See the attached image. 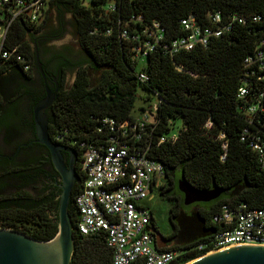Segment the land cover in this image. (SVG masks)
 <instances>
[{
	"label": "trees",
	"instance_id": "obj_1",
	"mask_svg": "<svg viewBox=\"0 0 264 264\" xmlns=\"http://www.w3.org/2000/svg\"><path fill=\"white\" fill-rule=\"evenodd\" d=\"M43 1L45 14L39 23L19 16L7 33L5 47H15L30 63L29 69L24 71L13 58L0 66V139L5 143L0 145V228L40 241L52 238L58 229L60 176L47 147L35 140L32 110L45 94L44 85H33L36 57L43 72L54 78L53 85L48 84L51 90L57 83L46 109L48 134L76 155L77 179L67 207L74 242L69 264H113L105 232L82 235L77 230L79 211L74 198L85 177L80 169V143L98 145L106 138L104 118L135 121L131 110L138 88L156 95V107H147L154 121L145 123L143 133L131 144L140 145L147 157L163 165L164 179L155 190L169 204L170 230L160 236L168 241L161 249L183 251L176 264L210 249L208 242L221 226L213 217L222 205L230 209L240 204L264 206V162L253 147L258 143L264 148V69L244 61L247 56L255 59L264 48V0ZM51 12L59 25L52 27V36L59 38L69 23L82 62H70L59 50L52 64L40 58L38 43L50 34ZM215 12L218 22L210 18ZM188 15L201 28L220 33L208 34L206 43H195L189 50L172 52L171 41L187 35L181 19ZM42 28L48 29L39 34ZM158 30L162 39L144 56L135 55L133 46L152 40L148 32ZM70 66L75 76L67 86L63 74ZM240 86L246 87L242 97ZM251 104L258 108L247 114ZM177 117L182 126L172 132ZM179 178L198 189L215 188L219 195L192 207L185 205L177 187ZM183 206L189 207L188 215ZM199 245L202 248L197 249Z\"/></svg>",
	"mask_w": 264,
	"mask_h": 264
},
{
	"label": "built area",
	"instance_id": "obj_2",
	"mask_svg": "<svg viewBox=\"0 0 264 264\" xmlns=\"http://www.w3.org/2000/svg\"><path fill=\"white\" fill-rule=\"evenodd\" d=\"M45 8L43 0H0V66L5 60L13 58L22 64L24 71L29 69L30 63L15 47H5L7 33L19 16L29 23H39L44 17ZM210 18L213 22L220 20L218 12L211 14ZM181 23L187 35L171 41L169 50L172 52L189 50L195 43H206L208 34L220 33L219 29L212 31L208 27L201 28L191 15L182 18ZM153 25L157 27L156 22ZM148 36L152 40H143L133 46L135 55L144 56L162 39L160 30L154 34L148 32ZM244 61L246 64L256 63L263 70L264 48L256 53L255 59L247 56ZM139 78L144 79L145 74L140 73ZM245 93L246 87L240 86L238 95L242 97ZM257 108L256 104H251L246 108V113L253 114ZM102 121L109 132L106 138L98 145L80 143L83 147L80 169L85 177L74 198L79 211L78 232L82 235L105 232L107 244L112 250L113 264L178 263L183 251L158 249L150 231V209L144 200H150L152 192L162 184L164 169L159 161L147 157L140 145L131 144V139L138 140L143 133L145 120L116 122L104 118ZM163 139L161 137L160 141ZM253 147L264 162V148L258 143ZM213 220L221 223V226L209 240L210 249L207 252L237 245L264 246V206L247 208L245 204H240L230 209L222 205ZM200 248L202 245L197 246V249Z\"/></svg>",
	"mask_w": 264,
	"mask_h": 264
},
{
	"label": "water",
	"instance_id": "obj_3",
	"mask_svg": "<svg viewBox=\"0 0 264 264\" xmlns=\"http://www.w3.org/2000/svg\"><path fill=\"white\" fill-rule=\"evenodd\" d=\"M36 64L40 73L44 75L38 57H36ZM56 89V81L54 90L45 84V94L34 104L32 111L35 140L47 147L52 165L60 176L57 206L58 229L52 238L40 241L14 229L0 228V264H69L70 262L74 242L67 207L71 189L77 179L74 168L76 155L71 148L54 143L48 134L46 109L52 103ZM62 151L68 153L67 161ZM177 187L183 193L185 205L210 201L219 195V191L215 188L198 189L182 178L177 180ZM150 231L154 235L155 246L159 249L164 248L166 241L160 240V231L154 225H150ZM184 264H264V246H231L207 252Z\"/></svg>",
	"mask_w": 264,
	"mask_h": 264
},
{
	"label": "rangeland",
	"instance_id": "obj_4",
	"mask_svg": "<svg viewBox=\"0 0 264 264\" xmlns=\"http://www.w3.org/2000/svg\"><path fill=\"white\" fill-rule=\"evenodd\" d=\"M89 0H82L83 3L88 4ZM67 20V17H65ZM49 24L51 28L49 29L52 31V27L58 28V20L56 17V14L54 12L50 13V19H49ZM47 30V28H42L38 33H42L43 31ZM54 31V30H53ZM27 39H30L29 35L26 36ZM49 44H52L53 46L56 47V50H59L61 53H63L64 58L68 59L70 62H82L83 57L80 53V49L78 46V43L72 33V28L69 25V23H65V29L61 36L57 39H52ZM85 65V63H84ZM64 82L65 85L69 86L75 76V68L74 66H70L69 68H66L64 71ZM156 101V95L152 92H148L144 89H137L136 92V98L134 100L131 114L134 116V118L137 119H144L146 123L151 124L154 121L153 115L147 110L148 106L151 105L150 107L153 110L154 103ZM141 107L145 108L144 114L141 111ZM146 115V116H144ZM182 126V119L180 117H177L173 120L172 122V132H176L180 127ZM145 205L150 209L153 210L154 208L157 209L158 215L156 217V226L158 227L159 231L167 235L170 230V225L168 222V209H169V204L167 201L162 200L161 198L158 197V194L156 190L152 192V198L150 200H144ZM184 210L183 212L187 214L189 212V207L183 206ZM186 223H189V219H185Z\"/></svg>",
	"mask_w": 264,
	"mask_h": 264
},
{
	"label": "flooded vegetation",
	"instance_id": "obj_5",
	"mask_svg": "<svg viewBox=\"0 0 264 264\" xmlns=\"http://www.w3.org/2000/svg\"><path fill=\"white\" fill-rule=\"evenodd\" d=\"M48 28H51V26L48 27ZM48 31H49L50 34L45 35L46 36L45 40H43V43H38V46L40 48L39 51L41 52V57L40 58H42L43 60L47 59L52 64L53 58H54V53L57 52L58 50H56L55 46H53L52 44H49V42L52 39H57V38L52 36L53 34L51 32L53 30L50 31L48 29ZM33 75L35 77V79H34L35 82H33V85L35 87H37V88H41V86H43V85L45 86V84H47V85L49 84V85L52 86L53 83H54V78L52 77L51 74H48V73L45 74L44 73V75H43L42 73H40L39 70L37 72V71H34V69H33ZM0 145L3 146V147L5 146V143H4L3 139H0ZM63 156H64V159L67 161L68 157H66L64 154H63ZM166 189H169V187H167ZM195 203L196 202H193V203L188 204V205H190V207H192V206L195 205ZM157 215H158L157 209L154 208L153 210H150L149 225H154L155 228L157 230H159L158 227L156 226V217H157ZM161 235H164V234L161 233ZM164 236H166V235H164ZM167 243H168V241H166V245H167Z\"/></svg>",
	"mask_w": 264,
	"mask_h": 264
}]
</instances>
